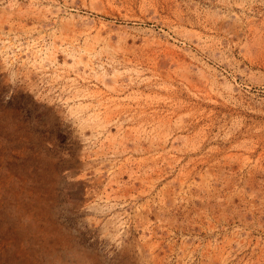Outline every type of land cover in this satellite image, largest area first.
Listing matches in <instances>:
<instances>
[{"label": "rangeland", "instance_id": "obj_1", "mask_svg": "<svg viewBox=\"0 0 264 264\" xmlns=\"http://www.w3.org/2000/svg\"><path fill=\"white\" fill-rule=\"evenodd\" d=\"M0 264H264V0H0Z\"/></svg>", "mask_w": 264, "mask_h": 264}]
</instances>
